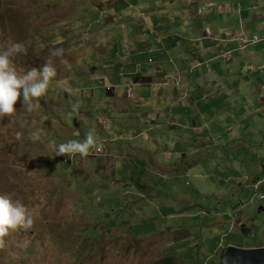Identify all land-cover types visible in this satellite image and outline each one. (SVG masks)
<instances>
[{
	"label": "rangeland",
	"instance_id": "rangeland-1",
	"mask_svg": "<svg viewBox=\"0 0 264 264\" xmlns=\"http://www.w3.org/2000/svg\"><path fill=\"white\" fill-rule=\"evenodd\" d=\"M145 5V0H0V53L7 51L10 39L20 41L28 54L15 58L18 69L39 70L48 59L57 69L38 109L28 111L21 96L14 116L0 118V195L19 200L34 215L31 229L6 238L0 264H154L170 256L177 264L186 260L207 264L223 242L241 248L263 242L264 211L259 210L264 201L246 198L249 190L237 181L233 185L239 189L232 194L219 173L223 167L231 173L240 171L241 166L228 157L250 154L253 146L246 143L264 144V112L244 121L245 133H240L238 123L232 124L234 130L221 136L220 146L207 150L194 145L193 132L133 119L111 102L105 88L97 86L93 97L91 78L100 84L109 72L118 75L131 69L124 58L121 65H109L107 50L116 44L127 52L134 39L145 42L140 29L145 15H151ZM169 5L187 14L188 6L179 0ZM218 7L215 4L214 10ZM192 14L184 18L186 22ZM237 16L224 23L225 18L215 15L221 28L248 25ZM210 20L199 19L196 29L207 30ZM171 26V32L189 28L185 22ZM259 45L250 49L256 65L264 61L263 53L257 52L264 43ZM50 48H62L66 63L52 57ZM161 55L158 49L154 52L158 60L164 59ZM147 57L140 56L139 64L152 71ZM148 85L152 86L148 82L143 90ZM247 100L248 112L264 107L258 96ZM73 105H78L76 111ZM140 106L144 111L148 107ZM227 111L234 113L235 108ZM90 130L104 144L101 151L92 149L86 157L56 155V145L83 141ZM234 138L239 142L230 153L222 146ZM165 163L173 166L164 173L155 171L156 165ZM217 202L222 208L216 211ZM237 217L244 224L252 221L256 229L263 226V240L234 236ZM236 225L234 232H254L251 225ZM221 252L208 264H218Z\"/></svg>",
	"mask_w": 264,
	"mask_h": 264
},
{
	"label": "crops",
	"instance_id": "crops-1",
	"mask_svg": "<svg viewBox=\"0 0 264 264\" xmlns=\"http://www.w3.org/2000/svg\"><path fill=\"white\" fill-rule=\"evenodd\" d=\"M118 1L125 3L129 0ZM238 1L239 4L235 0H179L180 4L188 6L185 14L169 5L173 4V0H145V6H150L148 10L151 13L145 15L140 29L146 35L145 42L143 38H138V41L137 38L134 39L126 46L127 52L119 51L116 44L110 45L107 50L109 57L106 62L109 65H121L120 61L124 58L131 69L118 75L113 71L109 72L102 78V84L95 83L91 78V86L96 89L93 97L96 96L97 86L104 88L109 85L111 88L106 87V93H110L113 97L111 102L118 109L132 114V118L138 121L146 119L153 124L156 122L157 127L164 125L174 130L193 132L192 142L202 149H217L221 136L234 130L232 124L238 123L240 133H245L247 129L243 125L247 120L254 114L264 112L262 105L255 106L256 109L250 112L244 109L247 99L253 96H258L264 103V61L256 65V57L250 50L252 47L257 49L259 44L264 43V0ZM215 4H218L219 10H214ZM191 13V19L186 22L184 18L191 16ZM237 14L242 23L247 21L248 25L240 27L236 24L237 29H234V26L226 28L223 24L221 28L216 22L215 15H220L219 19L225 18L224 23L228 19L232 23L239 17ZM243 16H247V20ZM206 17L211 18L208 21L211 25L207 30L199 31L196 29L198 21ZM133 19L140 18L134 16ZM173 20L179 24L188 23V30L171 32ZM256 36L261 38L256 44L242 43L246 38L252 40ZM157 49L163 60L154 56ZM257 52L264 56V49ZM144 55L148 56L147 62L152 64V71L143 70L139 64L140 56ZM219 72L222 75L217 76ZM148 82L152 86L148 85L143 90ZM142 103L148 106L145 111L141 109ZM232 107L235 111L230 114L227 110L234 109ZM234 114L236 120L233 118ZM184 118L189 120L184 122ZM160 120L167 123H159ZM133 134L136 132L133 131ZM238 138L222 147L229 149L231 153L234 143L239 142ZM242 144L240 148L243 147ZM246 144L253 146L250 154L228 157L230 162L241 166L240 171L231 173L223 167L225 170L219 176L225 182L228 181L232 194L239 189L233 185L234 181L241 188L249 189L251 193H248L247 198L252 195L250 185L256 180L264 179V144ZM191 150L195 152V149ZM216 160L213 159L212 162L215 163ZM165 165H156L155 171L160 173L173 166L167 163ZM178 169L179 167L175 171ZM263 186L264 183L260 187L262 193ZM260 209L262 212L264 207ZM223 243L215 251H219ZM165 259L167 257L161 260Z\"/></svg>",
	"mask_w": 264,
	"mask_h": 264
},
{
	"label": "clouds",
	"instance_id": "clouds-1",
	"mask_svg": "<svg viewBox=\"0 0 264 264\" xmlns=\"http://www.w3.org/2000/svg\"><path fill=\"white\" fill-rule=\"evenodd\" d=\"M49 53L52 57L60 58L61 63H66L63 59L62 48H50ZM27 54L28 48L23 42L11 39L9 40L7 51L0 53V118H4L5 116L12 118L14 116L17 111L15 105L18 100H20L21 96L23 106L26 105L28 111L38 109L39 98L47 94L50 81L57 76V69L51 59H48L39 70L31 68L25 72L23 68L18 69L14 63L15 58L18 56H26ZM102 81L103 79L101 78L100 84H102ZM106 87L111 88L109 85H106ZM106 87L104 88L106 89ZM106 91L108 92L107 89ZM93 92L94 90L92 89V93ZM77 108L78 105H73V111H76ZM17 135H19V133ZM34 135H38V133H34ZM103 147L104 144L99 141L95 132L90 130L83 141L71 140L66 143H61L55 146V151L57 156H74L79 154L82 157H86L90 154L92 149L99 152L103 149ZM263 183L264 179H259L250 185L252 190V202L255 200L258 202L264 201V193H262L260 189ZM249 197H251V195ZM217 204L216 211L218 210L217 208L221 207L219 202H217ZM243 207L244 206L242 205V208ZM222 213L227 214L228 212L223 211ZM238 222L239 220L237 217L234 230L238 228L236 224L247 227L251 225L250 228L254 230L255 235L253 236L254 232L253 234L247 233L248 231L243 233L240 229L239 231H232L233 234H236L234 236L246 235L250 237L252 241L256 238V236H260L261 240H263V226L256 229V226L252 224V221L248 224ZM220 223L221 221L216 224ZM33 225L34 215L29 208H27L19 200L13 201L9 195H0V250L7 247L6 238L12 233L17 232V230L27 231L31 229ZM260 231L261 235H258L257 233ZM263 244L264 240L263 242L253 241L252 244H250L251 246L243 249L262 248ZM230 247L242 249L241 247L235 246L233 243H227L225 246V252Z\"/></svg>",
	"mask_w": 264,
	"mask_h": 264
},
{
	"label": "water",
	"instance_id": "water-1",
	"mask_svg": "<svg viewBox=\"0 0 264 264\" xmlns=\"http://www.w3.org/2000/svg\"><path fill=\"white\" fill-rule=\"evenodd\" d=\"M219 264H264V248L240 249L230 247Z\"/></svg>",
	"mask_w": 264,
	"mask_h": 264
},
{
	"label": "trees",
	"instance_id": "trees-1",
	"mask_svg": "<svg viewBox=\"0 0 264 264\" xmlns=\"http://www.w3.org/2000/svg\"><path fill=\"white\" fill-rule=\"evenodd\" d=\"M225 243V242H224ZM223 243V244H224ZM222 244V245H223ZM227 244H225V245H223L222 246V248L220 249L222 252H221V254H220V256H219V262H220V259H221V257L224 255V253H225V246H226ZM194 252V251H193ZM217 251H214V254H213V256H212V258L217 254L216 253ZM190 253H192V251L190 252ZM172 256H170V257H168L167 259H165V260H160L159 261V263L158 262H156V263H154V264H177V263H175L176 261H175V259L174 258H171ZM199 260V259H198ZM210 260V259H209ZM187 261V260H186ZM180 262V263H178V264H191V262ZM199 262H201V260H199Z\"/></svg>",
	"mask_w": 264,
	"mask_h": 264
},
{
	"label": "built area",
	"instance_id": "built-area-1",
	"mask_svg": "<svg viewBox=\"0 0 264 264\" xmlns=\"http://www.w3.org/2000/svg\"><path fill=\"white\" fill-rule=\"evenodd\" d=\"M262 39H264V38H262ZM259 41H261V38L260 37H258V36H256L255 38H253L252 40H248L247 38L245 39V40H243V42L242 43H244V44H246L247 43V45H249V44H256L257 42H259Z\"/></svg>",
	"mask_w": 264,
	"mask_h": 264
},
{
	"label": "bare ground",
	"instance_id": "bare-ground-1",
	"mask_svg": "<svg viewBox=\"0 0 264 264\" xmlns=\"http://www.w3.org/2000/svg\"><path fill=\"white\" fill-rule=\"evenodd\" d=\"M259 211H261V209H260ZM221 248H222V246L219 248V250H220ZM262 248H264V247L262 246ZM217 252H218V251H217ZM217 252H216V253H217ZM212 256H213V255L210 256V258H209L210 260L212 259ZM209 259L206 261L207 264H208V262L210 261ZM220 260H221V259H220ZM218 264H219V263H218Z\"/></svg>",
	"mask_w": 264,
	"mask_h": 264
}]
</instances>
